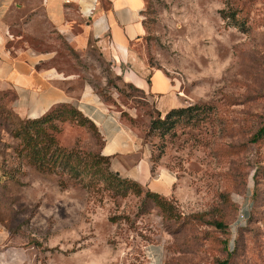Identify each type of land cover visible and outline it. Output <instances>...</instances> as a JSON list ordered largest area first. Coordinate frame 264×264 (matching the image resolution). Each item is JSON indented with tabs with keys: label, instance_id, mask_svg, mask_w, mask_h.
<instances>
[{
	"label": "rangeland",
	"instance_id": "obj_1",
	"mask_svg": "<svg viewBox=\"0 0 264 264\" xmlns=\"http://www.w3.org/2000/svg\"><path fill=\"white\" fill-rule=\"evenodd\" d=\"M142 17L133 48L166 73L185 107L163 121L95 44L75 49L57 36L38 49L139 133L170 191L117 193L103 177L58 186L14 152L20 118L0 92V224L14 264H264V136L251 140L264 126V0H144ZM54 122L61 146L85 159L100 153L87 123Z\"/></svg>",
	"mask_w": 264,
	"mask_h": 264
},
{
	"label": "crops",
	"instance_id": "obj_2",
	"mask_svg": "<svg viewBox=\"0 0 264 264\" xmlns=\"http://www.w3.org/2000/svg\"><path fill=\"white\" fill-rule=\"evenodd\" d=\"M143 8L144 0H0V92L11 93L10 108L21 119L39 117L58 104L73 105L94 124L110 170L166 195L172 179L152 171L139 133L100 101L91 84L73 87V75L48 64L51 50L38 49L57 36L75 49L95 44L112 75L150 95L162 117L184 107L183 99L166 73L150 67L133 48L144 32ZM11 241L0 224V264L17 262Z\"/></svg>",
	"mask_w": 264,
	"mask_h": 264
},
{
	"label": "trees",
	"instance_id": "obj_3",
	"mask_svg": "<svg viewBox=\"0 0 264 264\" xmlns=\"http://www.w3.org/2000/svg\"><path fill=\"white\" fill-rule=\"evenodd\" d=\"M115 78L119 79L118 77ZM125 84L138 90L130 83ZM184 109L185 107L170 109L163 115L162 119L157 114V120L163 121L170 114L179 113ZM12 113L15 117H18L13 111L10 114ZM73 117L77 118L80 123H87L97 132L94 124L75 107L67 104H58L39 117L31 119L20 118L19 123L10 129L11 137L18 141V148H15L14 152L22 155L26 162L37 172L56 176L58 186H63L68 181L81 183L80 181L86 179V177L88 178V183L93 185L97 184L99 178H106L110 186L107 187L117 193H123L127 188L135 185L140 186L132 180L120 178L117 173L110 170L108 156L97 153L92 158L85 159L78 154L79 152L74 147L66 148L57 142L54 136L56 129L54 120L62 121ZM263 136L264 126L254 133L251 140L255 142ZM146 196L156 199L158 193L146 189ZM156 203L160 205L159 202ZM216 264H226V259L220 260Z\"/></svg>",
	"mask_w": 264,
	"mask_h": 264
}]
</instances>
